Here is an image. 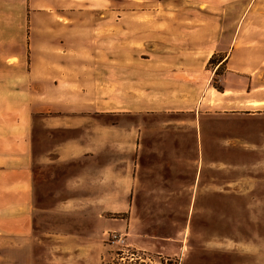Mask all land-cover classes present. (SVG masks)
Listing matches in <instances>:
<instances>
[{
    "label": "rangeland",
    "instance_id": "rangeland-1",
    "mask_svg": "<svg viewBox=\"0 0 264 264\" xmlns=\"http://www.w3.org/2000/svg\"><path fill=\"white\" fill-rule=\"evenodd\" d=\"M30 2L0 0L1 208L14 200L18 159L30 154L29 145H34L33 165L40 174L30 188L42 192L45 143L80 138L78 127L92 128L93 123L100 171L110 167V153L117 159L124 152L117 146L110 150V142H131L132 180L116 181L112 188L127 193L129 186L130 193L111 198L110 180L100 174L92 185L98 192L97 203L92 201L98 213L93 214L91 199L66 194L80 208L78 233L83 237L73 251L67 241L66 259L84 264H264V105L257 108L254 102L264 92V0L65 3L52 13L92 15L91 21L68 24L83 26L81 32L72 28L65 35L41 17L49 12L39 8L41 2ZM240 25L241 39L234 43ZM245 37L253 38L252 46L242 44ZM234 47L237 62L246 69L241 76L228 75ZM76 61L99 66L80 71L72 66ZM57 63L69 64L73 68L66 74L83 73L84 79L64 82L60 108L70 111L58 115L60 125L50 131L42 115L50 103L41 98L52 81L44 74L59 72L45 67ZM79 85L89 86L87 93ZM85 108L94 112L79 111ZM74 168L72 161L53 171L67 178ZM53 184L58 188L59 181ZM67 185L59 187L74 189L73 182ZM35 201L45 204L39 196ZM11 232L7 208L0 212V264H25V252L11 247Z\"/></svg>",
    "mask_w": 264,
    "mask_h": 264
},
{
    "label": "crops",
    "instance_id": "crops-1",
    "mask_svg": "<svg viewBox=\"0 0 264 264\" xmlns=\"http://www.w3.org/2000/svg\"><path fill=\"white\" fill-rule=\"evenodd\" d=\"M31 0H29V3ZM41 2L42 5L39 6L40 9H45L49 11L48 13L41 14V17L44 18V21L53 22V26L55 32H60V34L65 35L67 31L72 32V28L69 27L68 24L71 22H88L91 21L92 15L90 14H74V13H52L55 8L60 7L62 4H76L86 6V7H96V6H108L110 4V0H36ZM33 2V0H32ZM39 16V15H38ZM32 21V19H31ZM262 22V21H257ZM29 27V36L31 39L28 42V46L32 49L33 44V36L34 34V26ZM244 27L240 25L238 27L237 35L234 38V43H237L241 39V28ZM64 28V29H63ZM82 28L74 29L76 32H81ZM59 34V35H60ZM81 34V33H80ZM78 37V36H77ZM62 38V37H61ZM246 38V37H245ZM246 40V41H245ZM253 38L242 39V44L249 45L253 44ZM264 41V39H262ZM262 40L256 39L257 44H263ZM245 41V43H243ZM247 42V43H246ZM63 43V42H62ZM61 43V44H62ZM234 43L232 46H234ZM236 45V44H235ZM238 50L234 47L231 48V54L228 56V75H239L246 72L244 66L237 62L236 55ZM235 59V60H234ZM74 69H79L80 71H88L92 69L98 68V64L92 61H76L72 62ZM234 64V65H233ZM67 66V67H66ZM110 66V65H109ZM71 66L66 65L65 63H57L53 65H49V67H45V70L56 71L59 72H49L47 75L44 74V77H50L51 84H48L50 92L48 95H45L41 98L45 103L43 110V122L44 128L54 130L58 128L60 125L58 115L64 114L68 109L60 108V102L65 99V97H61L64 89V82L75 83L79 80L84 79L83 73L78 74H66V70H72ZM34 68L32 67L31 70ZM56 73V74H54ZM94 74H87L86 76H93ZM67 77V78H66ZM70 80V81H68ZM264 89V82L261 85ZM81 91L88 90V87L78 86ZM85 88V89H84ZM221 93V92H220ZM223 93V92H222ZM258 98L254 101L257 104H260L257 108H263L264 105V92L259 93ZM87 101H94V99L85 98ZM59 106V108H58ZM80 112L93 113L94 111L90 108H85L79 110ZM74 112V111H73ZM92 128L88 127H78L80 128L81 137L74 136L73 138H68L63 141L55 142H46L45 145L49 146V150L44 154L48 156L47 160L42 164L44 166L43 169L47 170V173L41 175V179L44 181L42 192H38L36 188H30V183L36 182L39 177V168L35 167L33 164L37 159V156L34 155V145H29L31 149L28 147V153L26 154L24 161L21 157L18 159L21 161L17 164L19 176L16 183L14 185L15 193L14 200L10 202L9 207L5 206L2 209L0 206V212L3 213L7 208H9L10 214V226H11V247L12 249H17V251H23L26 254V263L25 264H84L82 261H76L73 259H66L67 255V241L70 240L73 245H71L70 249L73 251V248L76 245H81L82 233H78V230L82 228L81 220L78 218L80 214V208L77 207L73 203H77V201L67 200V196L69 199H82L89 198L91 199V207L90 213H98V205L95 207L92 205L93 199H95L97 203L98 192L93 191V183L99 182L100 174L105 177V180H110V197H125L130 193L129 186L127 187L126 192L118 191V194L112 190L113 183L116 181L128 182L130 184L132 180V162H131V149L132 144L130 141L126 142H118V145H115L114 142H110V150H115V147L121 148L124 152L121 155H118L117 159L120 160L117 163V159L115 154L110 153V167L106 166L100 168L96 163V157L99 155V134L96 127L91 124ZM83 130L86 131L85 134L89 136V138H84ZM29 139V138H28ZM136 148L137 144H133ZM139 146V144H138ZM48 148V147H47ZM30 149V150H29ZM46 149V147H45ZM29 156V157H28ZM33 158L34 160H32ZM74 162L75 168L72 175H69L67 178H59L60 173L54 172L56 166L62 164L65 165L66 162ZM33 162V163H32ZM121 169V173H120ZM122 174V175H121ZM59 181V186L61 183L68 187V183L73 182L75 184L74 189L72 191L64 190V186L56 188V185L53 182ZM22 183V185L20 184ZM23 183H26L25 188H20V186H24ZM87 184V185H86ZM83 189H85L86 193H83ZM114 189V188H113ZM65 191V194L63 192ZM68 195L66 196V194ZM43 198L44 205L41 203L38 205L36 203L37 197ZM88 214V213H87ZM90 214V215H91ZM89 218V217H87ZM90 220V221H89ZM87 221L86 225L88 229H93V222L91 219ZM89 223V224H88ZM96 227V226H95ZM97 228V227H96ZM50 229V230H48Z\"/></svg>",
    "mask_w": 264,
    "mask_h": 264
}]
</instances>
